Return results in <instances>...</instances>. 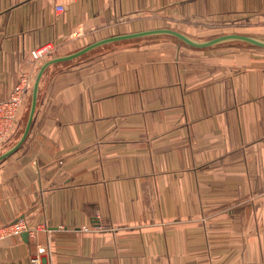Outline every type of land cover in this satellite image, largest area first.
I'll return each instance as SVG.
<instances>
[{
	"label": "crops",
	"instance_id": "0c3cea01",
	"mask_svg": "<svg viewBox=\"0 0 264 264\" xmlns=\"http://www.w3.org/2000/svg\"><path fill=\"white\" fill-rule=\"evenodd\" d=\"M222 25L262 27L264 0H0V100L38 45ZM204 50L47 68L28 137L0 162V224L38 230L0 241V264L38 246L46 264H264V48Z\"/></svg>",
	"mask_w": 264,
	"mask_h": 264
},
{
	"label": "built area",
	"instance_id": "2783aa9c",
	"mask_svg": "<svg viewBox=\"0 0 264 264\" xmlns=\"http://www.w3.org/2000/svg\"><path fill=\"white\" fill-rule=\"evenodd\" d=\"M56 9L64 10V6H58ZM58 44L50 41L31 49L30 57L33 61L32 70L23 72L16 84L12 88L9 96L0 100V147L16 132L18 129L25 107L30 100L32 88L37 76V70L41 63L51 57L57 50ZM100 227V225H98ZM38 228L34 227L27 219L20 218L11 222L0 224V241L21 235L27 232L35 236ZM46 247L38 246L37 251L30 256V264H46L43 254Z\"/></svg>",
	"mask_w": 264,
	"mask_h": 264
},
{
	"label": "water",
	"instance_id": "95a60500",
	"mask_svg": "<svg viewBox=\"0 0 264 264\" xmlns=\"http://www.w3.org/2000/svg\"><path fill=\"white\" fill-rule=\"evenodd\" d=\"M155 35L173 36V37H176L178 40L184 42L186 45H189L194 48H199V49L208 48L216 44H219L225 41H232V40H240V41L249 43L251 45L264 48V39L259 38L257 36L250 35V34L225 33V34H221V35L209 38V39L199 40L181 30H178L175 28L163 27V28H154V29H147V30L135 31V32H130V33L111 35V36L99 39L97 41H94L92 43H89L71 53L54 56L44 61L42 65L40 66L35 82H34V85H33V88H32L28 116H27L24 129L22 131V134L19 140L13 146H11L6 151L0 154V162L6 159L7 157H9L11 154H13L27 139L32 123H33L37 104H38L41 79L43 77V74L45 73V71L50 65L71 61L105 44L120 42V41H125V40L146 38V37L155 36ZM24 235H27V233H24Z\"/></svg>",
	"mask_w": 264,
	"mask_h": 264
},
{
	"label": "rangeland",
	"instance_id": "374dc122",
	"mask_svg": "<svg viewBox=\"0 0 264 264\" xmlns=\"http://www.w3.org/2000/svg\"><path fill=\"white\" fill-rule=\"evenodd\" d=\"M170 28H172V27H170ZM175 29H177V28H175ZM186 33L195 37L196 39H199V40L209 39V38H212V37H215V36H218L221 34H225V33H244V34H250V35L257 36L259 38L264 39V25H262V27L258 26L256 28H253V30L250 33H245V30H243V29H241V31L238 32V31H236V29H233V28L225 26V25L220 26V28H218V27L217 28H207V29H203V30H199V31H189V33L188 32H186ZM133 40H134L133 42H129L126 44H115L116 42L105 44V45H102L101 47H98V48L82 55V57L85 55L91 54V53L94 54L98 51H104V50H109V49H113V48H120V47H127V46H131V45L139 46V45H147V44L150 45L151 44L153 46H155V45L157 46V45H169V44L173 43V44L179 45L180 47L187 48V49H199V48H194V47H191L189 45H186L184 42L177 41L174 38H163L162 35H155V36H150V37H146V38H139V40H137V39H133ZM135 40H137V41H135ZM95 41H97V40H95ZM243 47L258 48L257 46L251 45L249 43H246V42H243L240 40H232V41H225V42L216 44V45L208 47V48H204L205 49L204 51L212 50V49L217 50L220 48H243ZM76 50H77V48H76ZM71 52H73V51H70L69 53H71ZM66 54H68V53H66ZM58 55H61V54H58ZM58 55H56V54L52 55L51 57L45 59L44 61H46V60H48L54 56H58ZM78 59H79V57H78ZM69 63L72 64V63H77V62L71 61ZM29 102H30V100H29ZM28 110H29V105L25 107V111H24V114L22 116L20 126L18 127L17 132H16L17 136L14 137L13 139H10L11 138L10 137L9 138L10 140L8 139L9 141L7 140L8 142L6 141V144H4L2 147H0V154L3 153L4 151H6L11 146H13L19 140V138L22 134V131L24 129L26 120H27Z\"/></svg>",
	"mask_w": 264,
	"mask_h": 264
},
{
	"label": "trees",
	"instance_id": "16d2710c",
	"mask_svg": "<svg viewBox=\"0 0 264 264\" xmlns=\"http://www.w3.org/2000/svg\"><path fill=\"white\" fill-rule=\"evenodd\" d=\"M161 37V36H160ZM162 37L163 38H174L175 40H177V41H180V40H178L176 37H173V36H169V35H162ZM137 40H139V39H137ZM137 40H135V41H137ZM134 40H125V41H120V42H116L115 44H126V43H129V42H133ZM127 46V45H126ZM131 46H133V45H131ZM127 47H129V46H127ZM120 48H122V47H120ZM113 49H115V48H113ZM109 50H112V49H109ZM109 50H104V51H98V52H96V53H94V54H88V55H85V56H81V57H79V59L78 58H75V59H73V60H71L72 62H74V61H76V62H79V61H82V60H85V59H87V58H89V57H91V56H94V55H96V54H99V53H102V52H106V51H109ZM71 61H67V62H62V63H57V64H60V65H63V64H70L69 62H71ZM56 65V64H55ZM30 104V102H28L27 103V106ZM20 126V125H19ZM16 132H17V130H16ZM16 132H15V134H13V136H11V138L10 139H13L14 137H16L17 136V134H16ZM9 139V140H10ZM8 140V141H9ZM7 141V142H8ZM6 144V143H5Z\"/></svg>",
	"mask_w": 264,
	"mask_h": 264
}]
</instances>
